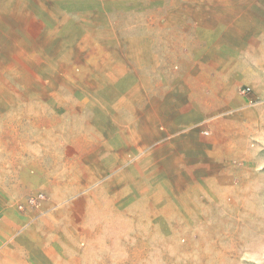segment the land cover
<instances>
[{
	"label": "rangeland",
	"instance_id": "1",
	"mask_svg": "<svg viewBox=\"0 0 264 264\" xmlns=\"http://www.w3.org/2000/svg\"><path fill=\"white\" fill-rule=\"evenodd\" d=\"M260 16L254 0H0V147L19 146V119L44 130L24 142L40 148L23 159L38 174L28 198L50 204L36 227L70 230L71 264H264V60L230 54L255 52ZM144 40L161 60H145ZM125 70L141 88L146 73L193 88L200 105L208 86L243 99L214 134L198 127L226 134L210 142L224 146L222 173L133 152L132 85L114 84ZM97 101L118 106L114 140L111 124L98 134Z\"/></svg>",
	"mask_w": 264,
	"mask_h": 264
},
{
	"label": "crops",
	"instance_id": "2",
	"mask_svg": "<svg viewBox=\"0 0 264 264\" xmlns=\"http://www.w3.org/2000/svg\"><path fill=\"white\" fill-rule=\"evenodd\" d=\"M254 4L255 12L260 14L264 12V0H254ZM213 7L208 6L209 12H214ZM200 12L201 8H198L197 13ZM262 18L263 16H260V20L255 22L256 28L259 29L256 33L255 52L243 53L241 52L243 49H234L235 52L230 54L237 55L239 59H251L254 55L256 60H264V20ZM191 23L193 27H200L201 24L198 20ZM148 25L151 26L152 23L149 22ZM153 45L152 41L149 43L145 41L144 58L149 62L161 60L163 57L162 53L153 51ZM111 55L121 57V54L116 52H112ZM181 55H185L187 59H200L195 51L184 50ZM240 55H249V57ZM146 74L143 88L137 79H132L128 70H125L124 74L118 77L119 79L114 78L116 86L118 83L125 82L124 80L132 85L128 88V93H133V96L128 95L130 128L127 135L138 142L133 152L138 154V150H145L154 155L160 153L166 157H180L182 165L185 166L183 172L190 171L194 165L207 168V171L211 170L209 172H221V168L224 171L226 156L221 152L224 146L210 144L213 140L221 141L223 132L218 133L219 136L215 134L214 139L210 141L203 136L198 127L207 124L212 131L211 134H214L216 126L220 124L218 117L238 110L237 106L242 105L243 99L227 100L224 96H216L215 90L208 86L207 95L204 96L206 102L202 97L200 100L203 104L200 105L197 103L199 99L193 88L183 85L170 88L161 84L153 85L150 75ZM118 89L117 91L112 88V100L115 94L123 92L120 88ZM140 98L143 101L142 112L138 104L141 101H136ZM95 109L103 112V116L106 117L100 122L103 128L98 134L104 135V126L111 124V129L108 128L110 136L106 139L114 140L117 134L115 125H119L117 104L114 101H103L102 104L97 101ZM107 112L111 113L112 122L109 121ZM40 123V119L37 118L35 124L40 125ZM22 125L23 119H19V146L0 147V264H71L70 230L36 227L39 224L38 221L42 219L47 221L50 204L44 201L37 207L28 204L29 199L32 198H28L32 191L39 188L38 174L35 170L26 168L23 159L32 155L33 151L38 153L40 148L37 144L32 146L24 142L32 136L44 134V130L38 127L37 130L30 131ZM40 214L46 215L45 218L39 217ZM86 253L87 250L81 252V258Z\"/></svg>",
	"mask_w": 264,
	"mask_h": 264
},
{
	"label": "built area",
	"instance_id": "3",
	"mask_svg": "<svg viewBox=\"0 0 264 264\" xmlns=\"http://www.w3.org/2000/svg\"><path fill=\"white\" fill-rule=\"evenodd\" d=\"M249 91H250V89L247 88V89L244 90V93H248ZM35 203H36V200L34 198H31L28 201L29 205H34Z\"/></svg>",
	"mask_w": 264,
	"mask_h": 264
}]
</instances>
